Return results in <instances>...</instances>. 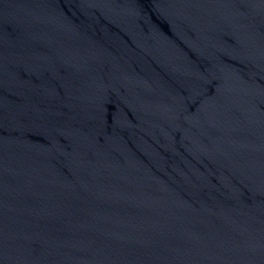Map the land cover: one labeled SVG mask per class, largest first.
Wrapping results in <instances>:
<instances>
[{"label": "water", "instance_id": "95a60500", "mask_svg": "<svg viewBox=\"0 0 264 264\" xmlns=\"http://www.w3.org/2000/svg\"><path fill=\"white\" fill-rule=\"evenodd\" d=\"M0 264H264V0H0Z\"/></svg>", "mask_w": 264, "mask_h": 264}]
</instances>
